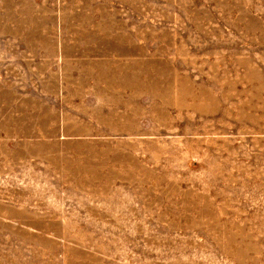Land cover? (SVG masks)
I'll return each mask as SVG.
<instances>
[{
	"label": "rangeland",
	"instance_id": "374dc122",
	"mask_svg": "<svg viewBox=\"0 0 264 264\" xmlns=\"http://www.w3.org/2000/svg\"><path fill=\"white\" fill-rule=\"evenodd\" d=\"M0 264H264V0H0Z\"/></svg>",
	"mask_w": 264,
	"mask_h": 264
}]
</instances>
